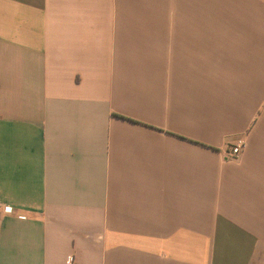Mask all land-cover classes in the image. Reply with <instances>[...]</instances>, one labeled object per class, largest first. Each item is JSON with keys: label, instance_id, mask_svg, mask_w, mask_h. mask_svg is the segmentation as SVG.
Instances as JSON below:
<instances>
[{"label": "crops", "instance_id": "obj_1", "mask_svg": "<svg viewBox=\"0 0 264 264\" xmlns=\"http://www.w3.org/2000/svg\"><path fill=\"white\" fill-rule=\"evenodd\" d=\"M0 205V264H264V0H0Z\"/></svg>", "mask_w": 264, "mask_h": 264}, {"label": "built area", "instance_id": "obj_2", "mask_svg": "<svg viewBox=\"0 0 264 264\" xmlns=\"http://www.w3.org/2000/svg\"><path fill=\"white\" fill-rule=\"evenodd\" d=\"M246 147V143L243 140H239L235 146L232 148V153L234 156V159H238L244 152ZM7 207L0 205V212L1 213H6ZM67 264H76V260L74 256H70L68 259Z\"/></svg>", "mask_w": 264, "mask_h": 264}]
</instances>
